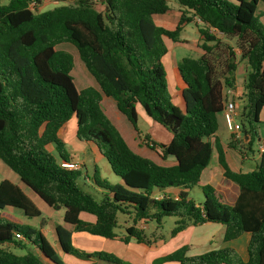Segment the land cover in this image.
<instances>
[{
  "label": "trees",
  "instance_id": "trees-1",
  "mask_svg": "<svg viewBox=\"0 0 264 264\" xmlns=\"http://www.w3.org/2000/svg\"><path fill=\"white\" fill-rule=\"evenodd\" d=\"M42 1L0 2V160L45 205L63 208V223L71 228L53 227L60 252L106 264H131L111 253L75 248L71 233L112 239L119 227L117 214H123L129 221L122 240L149 244L139 223L154 221L160 229L163 218L173 216L177 219L172 234L188 222L222 224L224 241L249 233L248 258L242 260L230 246L187 255L188 246L183 245L154 262L264 264V151L252 170L233 171L223 151L209 141L223 108L222 88L234 87L242 60L249 67L237 120L248 143L255 140L264 106V24L257 12L258 2L264 0H174L180 9L173 28L153 20L154 15L173 14L167 0H100L101 10L92 0H76L39 11ZM190 22L202 54L180 59L174 72L184 87L170 94L161 62L167 53L164 39L182 42V26ZM61 43L76 48L95 86L76 88L73 57L56 48ZM104 96L113 100L144 146L174 163L159 164L133 150L104 112ZM173 98L179 101L173 103ZM139 109L151 122L144 135L137 125ZM71 118L75 137L95 145L121 180L112 185L96 167L91 178L85 171L87 180L103 192L100 199L78 184L80 168L60 165L71 162L63 151ZM48 145L54 146L58 158ZM214 147L228 184H201L204 198L196 204L189 190L200 184ZM168 188L177 189L176 194L166 192ZM8 208H19L27 217L42 213L18 184L8 178L0 181V245L24 249L31 243L36 248L17 255L0 247V264H66L42 228L23 223ZM82 212L94 220L80 218Z\"/></svg>",
  "mask_w": 264,
  "mask_h": 264
},
{
  "label": "rangeland",
  "instance_id": "rangeland-1",
  "mask_svg": "<svg viewBox=\"0 0 264 264\" xmlns=\"http://www.w3.org/2000/svg\"><path fill=\"white\" fill-rule=\"evenodd\" d=\"M76 0H43L41 5H39V11H44L47 9L52 8L55 5L60 4H67V3H73ZM94 2L95 8L98 10L102 9L101 1L100 0H92ZM1 3H6L7 0H0ZM168 5L172 8L173 14H175V11L178 7V4L174 0H167ZM263 5V4H262ZM260 9V8H259ZM163 15L158 14L153 16V20L157 25L164 26L166 28H173L176 25V15ZM259 19H262V16H259ZM197 23H199L196 20ZM263 22V21H262ZM264 23V22H263ZM222 37V36H221ZM179 38L183 39L182 42L174 43L168 39H164L165 46L167 48V53L162 57L161 62L163 69L167 75V83H168V90L170 94H173L175 90L179 88V78L176 76L174 72V68L176 67L177 63L180 61L182 57H197L199 55V52L201 51L198 47V33L195 25L190 23H185L182 26V30L180 32ZM224 43L228 44H234V41H230L227 39L222 38ZM57 49H64L68 51L72 57H73V69L71 71V75L74 80V84L77 89H82L87 86H95L92 77L90 74L86 71L82 61L78 57V53L76 48L70 44V43H61L57 45ZM236 52H239L236 49ZM239 54V53H237ZM238 68L234 73V78L237 80V83L239 86H242V79L245 76L246 69L249 67L247 62L245 60H242L238 62ZM111 99V98H110ZM112 100V99H111ZM177 102V98H173V103ZM102 107L107 112L106 114L109 116L110 120L117 126V128L121 131V133L124 135V137L128 140L130 144H135V141L132 139V137L135 135V131L132 128L131 124L126 120V118L122 115H120L119 119H116L115 116H113L110 111H108V108H106V105L104 104V101L102 102ZM264 114L262 115V119H260V122L257 125L256 132L257 136L255 137V142L259 140V138L264 136ZM138 129L141 134H145L149 132V128L151 125L150 120L142 113V111L138 110ZM66 130L64 134V152L69 155L70 159L76 163L78 168L81 170V174L77 178L78 184L87 192L91 193L92 196H94L97 199H100L102 197V191L98 189L92 182H89L90 180L86 178V175L91 178L93 174L94 167L97 168L98 173L101 178H104L107 180L110 184L114 185L116 183H121V180L119 177L113 174V172L110 169V166L107 162V160L101 156L95 145L87 142H82L78 140L75 137L74 129H75V120L74 118H71L66 123ZM138 136V134L136 133ZM138 138L142 141L140 136ZM253 148L254 145H253ZM47 150L51 152L56 158H58V154L54 149V146L48 145ZM150 150V149H149ZM254 151V150H253ZM149 158H151L153 161L159 164H164V162L158 157L153 154H146ZM237 158L239 156H236ZM84 163V166L82 167L81 164ZM216 163V157L213 154L211 159V164ZM248 166L245 164L242 168V171H247ZM86 171V175H85ZM4 178L8 179H14L16 182L22 183L18 176L0 160V181ZM84 179L86 182H84ZM201 182L198 185L193 186L189 190V197L195 201L196 203H201L204 195L201 189ZM23 189L26 191H29V189L22 183L21 185ZM38 199V198H37ZM39 201V200H38ZM8 212L14 214L19 220H21L23 223L28 224L33 227L42 228L44 230V233L48 239V241L54 245L55 247L57 244H54V233L52 231L53 225L62 224V214H63V208L59 209H42V213L40 216L36 217H27L23 214L22 210L19 208H8ZM127 216L123 214H117V220L119 223V227L123 226V224H126L125 220H128L126 218ZM176 217L173 216H167L163 218L162 226L160 229L155 228V222L150 221L147 223V226L145 228V235L147 239L150 240V243L153 239L155 240H163L162 243L165 242L166 245L163 247L162 250L170 249V247H173L174 245H178L179 247L183 246L184 240L188 237V234H184V232H177L176 234H172V230L175 226ZM129 221V220H128ZM128 224V223H127ZM146 225V224H145ZM144 225V226H145ZM210 226L207 228L205 225H200L196 227L198 230L195 233V236L197 234H205L206 231L210 229H214L212 232V237L208 236V239L210 243L204 245V247H221L220 243L222 242V236H223V225L219 223H210ZM141 226V225H140ZM143 227V226H142ZM155 228V229H154ZM156 230V231H155ZM101 239V238H99ZM74 243L82 244L83 241L80 239L74 237L73 239ZM136 240L134 238H130L128 241L117 239H103L100 241H95L89 243V246L91 245L94 251H104L107 253L114 254L115 256L124 259V250H128L133 254H136L138 256L141 255V253L138 252L137 248H139V244L135 242ZM236 244V243H235ZM79 245V244H78ZM140 245H143L144 247H149L148 243L141 242ZM238 245V243H237ZM73 246L76 247L75 244ZM81 246V245H80ZM88 246V247H89ZM0 247L8 248L11 252L17 255H23L27 251L36 252V248L31 244L27 243L26 248L20 249L17 247H14L13 245H0ZM58 247V246H57ZM102 247V248H98ZM136 247V248H135ZM141 247V246H140ZM153 247V246H151ZM162 252L161 250L159 252H151L149 255L148 260H150L152 257L157 256ZM59 257L60 254H58ZM151 262V261H150ZM162 263H156L154 264H163ZM138 264V263H136Z\"/></svg>",
  "mask_w": 264,
  "mask_h": 264
},
{
  "label": "crops",
  "instance_id": "crops-1",
  "mask_svg": "<svg viewBox=\"0 0 264 264\" xmlns=\"http://www.w3.org/2000/svg\"><path fill=\"white\" fill-rule=\"evenodd\" d=\"M179 9L180 8L178 6L176 11H175V14H173V15H176L175 18L177 20H178L177 12ZM257 12H258L259 16L260 15L262 16V19L260 21L264 22V1L258 2ZM180 40H183V39L180 38ZM197 41H198V39H197ZM174 43H177V42H174ZM200 54H202V50L199 52V55ZM237 68H238V66H237ZM246 71H247V69H246ZM245 74H246V72H245ZM177 76H178L179 81H180V77H179L178 73H177ZM244 78H245V76H244ZM244 78L242 79V86H239L237 83V80L234 79V87H233L234 95H232L229 98L235 102L238 109L241 108V106L243 105V103L245 101ZM183 87H184V84L182 83V81H180L179 88L177 90H175L174 93L178 92ZM103 101H104V104L106 105V108H108V111H110V113L113 116H115L116 119H119L121 114L115 109V105H114L113 100H111L109 97L104 96L102 98V102ZM178 101H179V98H177V102ZM104 112L107 113L105 110H104ZM263 114H264V106L262 107V109L259 113V120L262 119ZM150 127H151V125H150ZM149 132H150V128H149ZM74 134H75V129H74ZM141 135H143V134H141ZM256 136H257V132H256ZM132 139L135 141V144H133V145L130 144L127 139H126V141L129 144V146L133 150H135L137 153H139L143 156H146V154H148V155L153 154V155L157 156V154L154 151L149 150L146 146H144L142 141L136 135V132H135V135L132 137ZM209 141L211 143H213V145L215 147L218 146L223 151L225 161H226L228 167L233 171H242V168L244 167L245 164L248 166L247 169H249L247 171L252 170L255 167L256 161L258 160L259 153H260L259 149L262 148L264 151V136L262 138L260 137L259 140L256 141L255 144H254L255 141H253L252 143L249 144L248 143L249 138L244 134H242L241 139L236 141L226 128V124H225L222 112L217 115V129L214 132V134L209 138ZM253 145L255 148H253ZM215 147H214L212 155L213 154L215 155L216 163L211 164V160H210L209 165L203 171L200 182L202 184L208 183V184L218 188L221 186H225L228 183L222 176L223 168L221 167V165L219 164V162L217 160V152H216ZM236 156H239V157L237 158ZM211 159H212V157H211ZM162 161L164 162L165 165H169V164L174 163L173 159H171V158H168V159L162 160ZM71 162H73V161L71 160ZM81 166L83 167L84 163L81 164ZM9 180L18 184L22 188V190H24L34 200V202L40 208L41 212H42V209H47V210L50 209V207L45 205L31 190L26 191L25 189H23V187L21 186L22 183H19L18 181L16 182L14 179H9ZM165 191L168 193H171V194H176L177 189L168 188ZM196 204H199V203H196ZM59 208H61V207H59ZM59 208H55V209H59ZM51 209H53V208H51ZM79 216H80V218H82L84 220H88V221L94 220V217L92 215L84 213V212L80 213ZM210 223H212V222H204V223L199 224V225H193L192 223L188 222L186 227L181 230L182 232H184V234H188V237L186 238V240H184L185 241L184 244H182V245L188 246L187 255H197V254H201V253H204V252L212 250V249H218V248H222L224 246H230L231 248H234L239 253L242 260H244V261L247 260L248 255H247V247L246 246H247V242H248L249 237H250V234L247 232L241 234L238 238L233 239V240H229V241H224V239L222 238V242L220 243L221 247H208V248L204 247L206 242H207V244L210 243L211 239L209 240L208 236L212 237V232L214 229L212 228V229L206 231L205 234H202V235L197 234L195 236V233L198 230L196 227H198L200 225H205L208 228L210 226L209 225ZM139 224L145 228L147 226V224L146 225L143 223H139ZM61 225L66 227L67 229L71 228L69 225H66L64 223H62ZM127 226H128V224L126 223V224H123V226L116 228L115 229V235L116 236L114 238L117 239L118 241L122 240V238L125 236V228ZM53 227H54V225H53ZM53 227H52V231H53ZM223 233H224V227H223ZM74 237L83 241L82 244L78 243L79 244L78 245V244L74 243V241H73ZM99 238H101V239H99ZM114 238H112V239H114ZM54 239H55V236H54ZM71 239H72V243L76 245L75 248H77L81 251H84V252H94L93 249H96V248H92L91 245L89 246V243L95 242L97 240L100 241L103 239H108V238L91 235L87 232H72L71 233ZM162 242H163V240L153 239L152 242L149 243V247H144L143 245H140V243L136 242L137 244H139L140 249L137 248V250L139 253H141V255L138 256V255L133 254L130 251L125 249L124 250L125 254H124L123 260L127 261L131 264H136V263H138V264H154V261L157 258L162 257V256L168 254L169 252H171V251H173L179 247L178 245H174L173 247H170V249H168V247H167L166 249L162 250L163 247L166 246V245H163V244H165V242L164 243H162ZM237 243H238V245H237ZM54 244L55 245L57 244L56 240L54 241ZM6 245H11V244H6ZM57 246H58V244H57ZM57 246L55 248L57 249L58 254H60V256H61L60 258L66 264H106V263H104L98 259H95V258H92L89 260H84V259L75 258L73 256L65 255L62 252H60V250ZM151 246H153V247H151ZM98 248H102V247H98ZM160 250L162 252H160L159 255L154 256L150 260H148L151 252L152 253L153 252H159ZM163 264H179V263H177V262H165Z\"/></svg>",
  "mask_w": 264,
  "mask_h": 264
},
{
  "label": "built area",
  "instance_id": "built-area-1",
  "mask_svg": "<svg viewBox=\"0 0 264 264\" xmlns=\"http://www.w3.org/2000/svg\"><path fill=\"white\" fill-rule=\"evenodd\" d=\"M33 5H34V2L30 4V7H33ZM196 20L200 22L199 19H196ZM222 94L224 98L222 113H223L224 121L226 124V128L229 131V133L233 136L234 139L239 140L242 138V132H241L240 123L237 120L238 108L235 102L232 99H229L232 95H234L233 87L224 86L222 88ZM259 152H263V149L262 148L259 149ZM60 165L63 167L69 168V169L78 168V166L74 162L61 161ZM16 237L22 238L19 234H16Z\"/></svg>",
  "mask_w": 264,
  "mask_h": 264
},
{
  "label": "water",
  "instance_id": "water-1",
  "mask_svg": "<svg viewBox=\"0 0 264 264\" xmlns=\"http://www.w3.org/2000/svg\"><path fill=\"white\" fill-rule=\"evenodd\" d=\"M59 207H60L59 205L56 206V208H59Z\"/></svg>",
  "mask_w": 264,
  "mask_h": 264
}]
</instances>
